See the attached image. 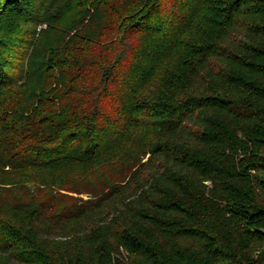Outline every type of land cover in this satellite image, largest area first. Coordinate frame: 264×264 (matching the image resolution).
Masks as SVG:
<instances>
[{"label": "trees", "instance_id": "1", "mask_svg": "<svg viewBox=\"0 0 264 264\" xmlns=\"http://www.w3.org/2000/svg\"><path fill=\"white\" fill-rule=\"evenodd\" d=\"M0 264H264V0H0Z\"/></svg>", "mask_w": 264, "mask_h": 264}, {"label": "rangeland", "instance_id": "2", "mask_svg": "<svg viewBox=\"0 0 264 264\" xmlns=\"http://www.w3.org/2000/svg\"><path fill=\"white\" fill-rule=\"evenodd\" d=\"M47 26H48L47 23H43L39 28L41 30L42 34H41V36L37 42L38 43L37 47L40 48V50H42L43 48H46L50 42L54 41V35L56 33L54 34L53 32H44L43 31L44 29L48 28ZM97 180H99L98 176H93L91 179V181H93V182H90V184L91 183H93V184L97 183ZM78 188H85V189H83L84 192L81 194L73 193V192L67 191V190H63L62 192L65 194H72L74 196L83 197L85 199L90 196V193L87 192V189H89V188L87 187L86 182L83 184H80ZM66 202H67L66 199H62L58 202V205L62 206L64 204H66ZM58 205H56V206H58Z\"/></svg>", "mask_w": 264, "mask_h": 264}]
</instances>
